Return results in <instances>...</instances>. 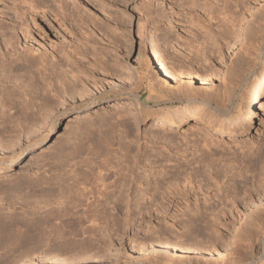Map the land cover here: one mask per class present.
<instances>
[{"label": "rangeland", "instance_id": "obj_1", "mask_svg": "<svg viewBox=\"0 0 264 264\" xmlns=\"http://www.w3.org/2000/svg\"><path fill=\"white\" fill-rule=\"evenodd\" d=\"M97 4V11L82 6L81 14L107 64L104 71L92 68L81 75L78 88L84 92L55 95L45 85L48 71L41 68L46 81L40 80V89L20 70L24 81L5 86L17 94H0V217H43L69 205L58 203V195L10 196L5 191H47L62 177L131 165L133 180L118 212L111 204L97 211L94 226L108 232L86 240L90 249L78 241L66 250L53 238L42 249L49 256L37 264H163L169 257L172 264H234L240 258L241 264H264V96L244 127L219 126V118L233 121L245 112L264 72V0H231L227 13L218 2L210 21L196 5L181 10L177 0ZM3 11L0 5V17ZM35 14L37 26L29 40L20 38L17 52L28 42L35 48L60 40L59 23L41 20L40 10ZM115 56L118 78L111 67ZM154 58L171 79L161 77ZM147 62L156 82L142 79ZM148 80L165 98H148ZM199 110L212 121L193 126ZM167 113L191 117L179 126L152 125L154 115ZM90 122L92 132L103 124L106 133L98 155L92 145L90 151L81 148ZM59 146L64 149L57 153ZM163 245L187 254L173 257ZM30 247L23 244L3 264H25L36 253Z\"/></svg>", "mask_w": 264, "mask_h": 264}, {"label": "bare ground", "instance_id": "obj_2", "mask_svg": "<svg viewBox=\"0 0 264 264\" xmlns=\"http://www.w3.org/2000/svg\"><path fill=\"white\" fill-rule=\"evenodd\" d=\"M97 1L98 0H0V5L5 10V12L3 11L4 13H1L0 17V94H17L14 93V89L12 91L6 90L5 86L6 84H12V86L17 87L24 81V75L19 73L20 70H24V72L30 74L32 76L31 80H33V82L30 83L33 84V87L36 90L40 89V80L46 81L41 76V68H44V71H48L50 80L46 81L45 85L50 87V91L55 95L72 94L74 92L79 94L84 92V87L78 88L79 84H81V75L93 72L94 70L92 68H100L101 71H104L107 64V60L102 54L104 51L97 49L96 40L93 39L91 33H87L89 24L88 21L85 20L84 15L81 14V11L83 10L82 6H89L94 9L93 11H97L95 10L98 7ZM203 1H205V3L201 4L202 6L198 0H177V4L181 10L185 8V6L194 7V5H196V8L202 10L205 13V16H209L210 21L214 19L213 6L217 5L218 2H221L223 4L224 13L225 10L227 13V6L229 2H231V0ZM37 10H40L42 13L41 20L51 19L59 23L58 27L61 30H58V35L60 33V40H58L57 37L55 40L44 42L41 47L37 46L35 48L32 43L28 42L21 52H17V43L20 38L29 40L30 35H32L37 26L35 14V11ZM116 37L117 38H114V42L118 43V35ZM7 56L11 59L9 62H6ZM90 60H93V64L90 63ZM153 61L156 63L157 72H159V74L161 73L163 79L172 78V74L167 71L157 58H154ZM23 67L24 69H22ZM111 67L113 69V76L118 78L117 56H115V61L111 64ZM73 68L77 69V71L74 72ZM144 69L146 73L143 74L142 79L150 78L156 82V74L152 69V63L147 62ZM183 78L188 83L192 82L190 76H185ZM93 83L98 86V80H94ZM56 86L57 89L54 88ZM146 88L150 100H159L164 97L163 94L157 93L158 90L156 85L151 80L146 82ZM51 96H53V94ZM262 96H264V72L258 83L252 88L250 102L245 112H239L237 114V119L233 121H230V119L226 117L219 118V126H228L230 129L244 127L252 121L256 112V104ZM52 98L53 97L47 98V100L51 101ZM230 99L231 97L228 100L229 102L227 101L228 106H231L233 100L230 101ZM137 100L139 109L143 110L146 114L147 111L144 109V105L139 99ZM16 111H19V109ZM197 112L199 114L194 118L193 126H200L201 124L212 121L209 117H206V115H202L204 113L203 111L199 110ZM227 112L230 113V110L228 109ZM190 117L191 116L188 113H183L180 116L170 113L163 115L157 114L153 116L154 123L152 125L163 123L179 126L188 122ZM88 124V131L85 134V142L87 141L85 145L87 148L85 145H82L81 148L90 151L91 148L88 149V147L92 145L93 148L95 147L93 154L95 153L96 155L99 153L98 151H100L99 143H102L101 139L103 141V139L106 138V133L101 129L103 124L97 126L96 132L91 131L92 123L90 122ZM91 140H95V142L98 143L94 145ZM106 142L107 141L103 143ZM61 147L64 149L63 146ZM61 147L59 146V148L56 149L57 153L60 152ZM68 154L71 156L70 158L72 160L74 157H72L71 153ZM68 154L65 156H68ZM61 157H64L63 154ZM104 167L106 168V166ZM120 167L118 165V169H115V172L114 168H112V171L108 167L103 172L99 170L95 175H93V172L91 173L90 170V172L83 173L81 176L73 175L68 178L62 177L55 180L54 185L52 182L53 187L47 191H5L10 196H41V198H43L47 195H58V203L64 204L67 202L69 205L64 206V208L59 209L55 213L50 211L48 215L46 214L43 217H0V264L4 263L7 257L6 255H11V253L18 251L23 244L32 245L30 249L36 247V253H34L25 264H37L38 261L49 256L43 255L44 251H42V249H44L48 241L53 238L59 239L66 250L74 248L78 241H83L86 248L90 249L89 246L92 245L91 243H87L86 240L90 237H94L95 234L97 235L96 232H98V235L102 234L103 231L108 232L107 227V230L103 229L100 231V229L94 226L96 218L100 217L98 216L97 211L101 209L105 210L109 207L106 205L111 204L114 210L118 212L119 207L122 206V202L126 201L125 198H123L124 190L129 182L132 183L133 169L131 165H128L127 167H122L121 165ZM85 184H89L91 187L88 186V189L85 187ZM231 192L232 191H229L228 193ZM226 196L227 198L229 197L228 195ZM258 196H260V194ZM230 200H232V197ZM128 201L129 200H127L126 203H128ZM88 222H91L93 225L91 226ZM86 223H88L89 226H86L88 225ZM191 223H193V221H191ZM80 236L83 237L81 239H76ZM47 246L50 245L47 244ZM161 249L171 252L173 257L175 256L180 259L184 256L183 254H187V252L183 250L169 247L167 245H163ZM168 259V261H164L163 264L173 263V258L169 257ZM243 260L240 258L239 260H235L237 262L233 261V263L241 264Z\"/></svg>", "mask_w": 264, "mask_h": 264}]
</instances>
